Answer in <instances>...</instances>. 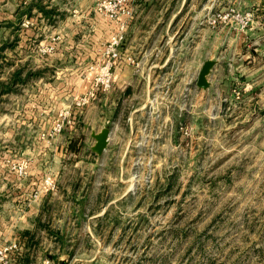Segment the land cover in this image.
Masks as SVG:
<instances>
[{
	"label": "rangeland",
	"instance_id": "rangeland-1",
	"mask_svg": "<svg viewBox=\"0 0 264 264\" xmlns=\"http://www.w3.org/2000/svg\"><path fill=\"white\" fill-rule=\"evenodd\" d=\"M40 1V10L20 8L15 17L24 35H36L26 54L68 52L70 100L54 123L64 111L68 120L36 138L38 162L32 180L25 170L23 178L31 187L15 191L28 216L16 224L2 220L11 202L2 201L0 123V264H264V0ZM160 13L174 16L168 31L182 36L181 63L168 66L159 94L147 89L146 101L122 105L111 149L97 154L78 118L85 105L76 102L111 90L119 63L140 70L132 53L146 33H132L131 24H151ZM43 15L48 21L37 20ZM1 26L0 70L1 51L6 67L24 54L17 27ZM206 60L214 64L200 88L196 73ZM104 67L111 77L102 90ZM2 224H15L13 233Z\"/></svg>",
	"mask_w": 264,
	"mask_h": 264
},
{
	"label": "crops",
	"instance_id": "crops-1",
	"mask_svg": "<svg viewBox=\"0 0 264 264\" xmlns=\"http://www.w3.org/2000/svg\"><path fill=\"white\" fill-rule=\"evenodd\" d=\"M39 1L2 0V15H0L2 30L6 25L17 27L20 30V33L17 28L15 30L18 37L17 43H19V50L24 51V54L18 55L14 65L10 67L4 65L8 54L1 51L2 70H0V86L2 87L0 90V101H2V116H0V123H2V190H4L2 201L11 202L8 209L2 210V220L4 221L5 216L8 215L14 219L15 224L17 222L15 219L28 216L17 208L16 203L20 202L22 197L19 195L20 193L17 194L15 191L17 189L23 191L25 184V190L31 187L29 183L32 182L27 183L25 180H32L31 174L36 168L32 169V166L34 162H38L39 154L38 147L34 146L35 140L39 137V133L50 131L49 129L55 121L56 110L60 107H66V103L70 100L72 87V69L68 66L69 54L67 51L40 55V52L31 50L26 54L27 42L32 38L36 39V35L28 33L24 35L21 25L23 20L21 17L15 16L20 8L31 9L32 11L40 10L39 4L43 3H39ZM59 5V8L65 9L64 2H58ZM44 7L47 8L48 6L45 5ZM41 18L37 20L47 19L44 15ZM165 18L164 14L160 13L156 19L152 20L151 24H148L145 17L138 21L137 27L134 28V25L131 24L130 31L132 33H135L138 28L145 30L146 33L140 39L142 44H138L139 47L132 53L134 58L140 61V72L127 61L119 63L113 70L111 90L105 94L97 91L96 97L79 110L78 118L83 121V128L86 135L92 139V145L95 142L92 135L103 128H108L107 144L103 152L109 151L112 147L116 137H114V130L116 132L118 127L114 121L122 113V105L128 100L142 99L144 96L146 101L149 97V94L146 95L147 89L153 91L157 89L159 94L166 84L165 75L168 66L181 63L183 52L177 54L176 50H180V48H175V46L178 43L177 38H182V36L177 34L178 28H175V33L169 34L168 30L175 27L172 25L174 16L168 20ZM10 30L11 28H8L5 33L2 31L3 39L9 35ZM157 35L159 38L154 42ZM189 38V43L192 44L193 39H196V31L194 34L193 31H190ZM153 42L155 44L152 46ZM17 54H19L18 51ZM191 59V54L187 53L186 60L191 61ZM56 62L60 64L56 65ZM196 69L198 70V67ZM175 83L177 84V80ZM143 90L146 92L141 93ZM155 93L157 92H152L151 95ZM128 113H132V111H128ZM62 135L64 136V134ZM70 136L67 134L66 138ZM8 141L10 142L9 145L7 144ZM20 143L23 144L20 145ZM46 146V150H49V145ZM26 157L28 159H25ZM24 159L29 162V165L25 163L24 169L25 173L28 172L29 174L28 178H26L25 173L23 176H19L17 171L12 168L13 165L22 163ZM15 224L9 226L2 224V233L8 231L13 233L12 228H15Z\"/></svg>",
	"mask_w": 264,
	"mask_h": 264
},
{
	"label": "built area",
	"instance_id": "built-area-1",
	"mask_svg": "<svg viewBox=\"0 0 264 264\" xmlns=\"http://www.w3.org/2000/svg\"><path fill=\"white\" fill-rule=\"evenodd\" d=\"M119 39H120V36H119ZM119 39H115L114 40V43H118V40ZM115 55V53H114ZM110 77H111V74L109 72V68L108 67H104L101 69L100 71V74L99 76L96 78L97 82L99 83V85L101 86L100 88H102V90H105L107 89V87H109L110 85ZM94 96V93L93 92H90L88 91L87 93H85L77 102L76 104L78 106H84L88 103V101ZM68 112L67 111H64L62 113V115H60V117L57 119V122L53 124V127L52 129L48 132V134L50 135V132L51 134H55V131L56 132H59L62 130V128L64 127V125L66 124L65 122L68 120ZM25 163L24 162H20L16 165H13L12 168L15 169L17 171V173L19 175L23 174L24 173V169H25ZM49 179H46V182L49 183L48 181ZM13 248L15 247L16 248V245L15 244H12ZM5 256L2 255L1 259H3ZM6 261V260H5ZM4 263V261H2V264ZM7 263V261L5 262ZM4 263V264H5Z\"/></svg>",
	"mask_w": 264,
	"mask_h": 264
},
{
	"label": "water",
	"instance_id": "water-1",
	"mask_svg": "<svg viewBox=\"0 0 264 264\" xmlns=\"http://www.w3.org/2000/svg\"><path fill=\"white\" fill-rule=\"evenodd\" d=\"M213 64H214L213 60H206L202 64L201 68L197 73L196 85L198 87L200 88L208 87L209 81L207 80V75ZM108 132H109L108 128H103L98 133L92 135L95 142L91 148L95 153L101 154L104 151L107 144Z\"/></svg>",
	"mask_w": 264,
	"mask_h": 264
},
{
	"label": "trees",
	"instance_id": "trees-1",
	"mask_svg": "<svg viewBox=\"0 0 264 264\" xmlns=\"http://www.w3.org/2000/svg\"><path fill=\"white\" fill-rule=\"evenodd\" d=\"M69 147H72L73 148V142L70 141Z\"/></svg>",
	"mask_w": 264,
	"mask_h": 264
}]
</instances>
